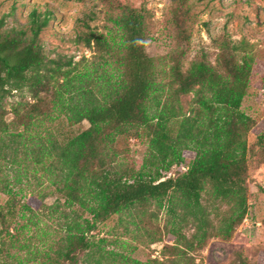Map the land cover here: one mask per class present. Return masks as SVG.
I'll use <instances>...</instances> for the list:
<instances>
[{
	"label": "trees",
	"instance_id": "16d2710c",
	"mask_svg": "<svg viewBox=\"0 0 264 264\" xmlns=\"http://www.w3.org/2000/svg\"><path fill=\"white\" fill-rule=\"evenodd\" d=\"M117 7L110 15L119 33L118 41L111 37L116 47L102 33L89 31L86 45L98 54V61L83 69L66 57L46 59L38 37L48 24L49 11H31L30 35L15 29L0 33V159L13 172L10 179L0 164V192L13 198L40 186L37 198L43 201L53 186L57 198L70 207L62 211V233L50 264H124L127 257L105 250L112 240L95 239L90 232L117 214L139 217L153 203L165 209L171 224L167 230L177 243L184 237L179 223L191 220L189 247L192 242L202 246L213 236L231 237L247 212L246 134L251 118L241 103L254 62L248 43L225 45L222 52L229 60L219 64L220 71L198 60L185 72L176 65L166 81L167 73L162 77L144 50V15L121 3ZM25 87L35 91L34 102L6 122L2 99ZM195 87L196 108L185 115L179 96ZM40 91L51 92L50 107L43 108ZM54 111L71 125L86 120L89 126L60 141L47 124L54 120ZM130 131L148 140L137 170L119 163L116 149V137ZM257 144L264 145V130ZM185 151L193 156L183 170L163 178L161 171L179 165ZM23 180L28 188L15 190ZM205 192L226 205L217 224L202 201ZM26 211L32 221L35 210L28 201L18 209L10 202L6 211L0 205V217L15 212L22 217ZM232 264L248 262L240 258Z\"/></svg>",
	"mask_w": 264,
	"mask_h": 264
},
{
	"label": "rangeland",
	"instance_id": "374dc122",
	"mask_svg": "<svg viewBox=\"0 0 264 264\" xmlns=\"http://www.w3.org/2000/svg\"><path fill=\"white\" fill-rule=\"evenodd\" d=\"M118 3L144 15V50L154 58L161 76L167 73L166 81L176 65L185 72L192 62L198 60L220 71L219 64L229 60L222 48L225 45L230 48L243 40L248 43L254 62L247 94L241 103V110L251 118L246 134L247 212L231 237L213 236L202 246L195 242L188 246L194 232L190 219L179 223V231L184 237L180 244L177 243L176 237L167 230L171 224L167 221L169 216L165 209H158L154 203L143 213H138L139 217L135 213L114 215L93 229L91 235L95 239L106 237L112 240L105 245V250L127 257L124 264H232L240 258L248 264H264V145L257 144V136L264 130V0H0V33L15 29L25 30L30 35L31 11H49L48 24L38 37L46 59L66 57L78 63V69H83L98 61V54L86 45L89 31L102 33L112 44L111 37L119 40V33L110 20V15L118 12ZM196 89L179 96L181 112L185 115L196 108ZM31 90L28 87L12 90L2 99L6 122L15 118L16 110L21 116L34 102L32 95L35 91ZM37 97L42 99L43 108L50 107L51 92L40 91ZM53 113L54 120L47 124L60 141L89 126L86 120L71 125L63 114ZM116 138L117 145L120 144L116 147L119 163L137 170L147 151V137L130 131ZM192 156L190 151L183 152L184 160L179 165L161 171L163 178L176 176ZM6 162L0 159L3 173L12 179L13 172L10 164L5 166ZM13 187L15 190L28 188L24 180ZM39 188L25 190L13 198L0 192V205L4 211L6 204H16L18 209L23 201H28L35 210L32 221L27 219V211L22 217L17 212L0 217V264H50L54 260V249L62 233L59 226L64 221L61 214L63 210L70 211V207L64 206L63 198H57L53 186H49L51 192L43 201L38 200ZM207 199L211 201H205ZM202 201L208 204L209 217L217 224L219 213L226 209V205L211 199L208 192L204 193ZM58 202L57 209L53 208Z\"/></svg>",
	"mask_w": 264,
	"mask_h": 264
}]
</instances>
